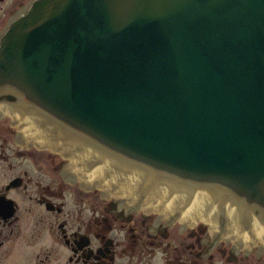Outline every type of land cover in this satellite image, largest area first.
Masks as SVG:
<instances>
[{
  "label": "water",
  "instance_id": "95a60500",
  "mask_svg": "<svg viewBox=\"0 0 264 264\" xmlns=\"http://www.w3.org/2000/svg\"><path fill=\"white\" fill-rule=\"evenodd\" d=\"M0 102L264 211V0H34L0 35Z\"/></svg>",
  "mask_w": 264,
  "mask_h": 264
},
{
  "label": "flooded vegetation",
  "instance_id": "af4514ba",
  "mask_svg": "<svg viewBox=\"0 0 264 264\" xmlns=\"http://www.w3.org/2000/svg\"><path fill=\"white\" fill-rule=\"evenodd\" d=\"M22 133L0 117V264H264V239L247 246L237 235L251 232L247 211L263 226L264 211L230 192L194 184L216 189L212 205L196 204L194 190L180 203L169 195L167 207H145L151 184L134 202L111 196L69 153ZM223 197L240 203L232 223Z\"/></svg>",
  "mask_w": 264,
  "mask_h": 264
},
{
  "label": "bare ground",
  "instance_id": "6f19581e",
  "mask_svg": "<svg viewBox=\"0 0 264 264\" xmlns=\"http://www.w3.org/2000/svg\"><path fill=\"white\" fill-rule=\"evenodd\" d=\"M24 10L10 16V19L16 18ZM6 115H10L14 123L22 129L20 138L23 141L31 140L40 146L69 153L73 161L82 164L79 167V174L87 177L88 183L99 185L111 196L123 197L134 202L151 184L153 188L144 205L149 208L167 207L164 202L169 195H172L173 204L180 203L189 192L194 190L198 191L196 199L198 205H212L216 199L217 192L214 187H196L189 181H180L169 174L156 173L144 165L124 159L82 134L66 131L62 123L36 106L29 104L18 106L0 102V117ZM92 159L100 160L101 164L91 167L89 162ZM221 200L223 203H230L227 220L232 223L240 203L228 197H223ZM240 202L242 203V200ZM245 217L252 223L251 232L245 233L241 230L237 235L249 246L264 239V226L260 218L251 211H247Z\"/></svg>",
  "mask_w": 264,
  "mask_h": 264
},
{
  "label": "rangeland",
  "instance_id": "374dc122",
  "mask_svg": "<svg viewBox=\"0 0 264 264\" xmlns=\"http://www.w3.org/2000/svg\"><path fill=\"white\" fill-rule=\"evenodd\" d=\"M31 1L32 0H0V29L8 23L10 16H14ZM8 120H10V118H8L6 121Z\"/></svg>",
  "mask_w": 264,
  "mask_h": 264
}]
</instances>
